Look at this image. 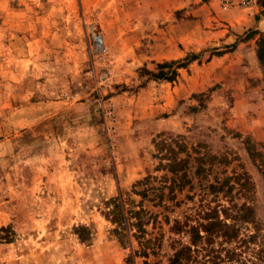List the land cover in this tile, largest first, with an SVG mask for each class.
<instances>
[{
    "label": "rangeland",
    "instance_id": "rangeland-1",
    "mask_svg": "<svg viewBox=\"0 0 264 264\" xmlns=\"http://www.w3.org/2000/svg\"><path fill=\"white\" fill-rule=\"evenodd\" d=\"M160 138L191 154L173 199ZM117 201L152 215L157 257L132 226L120 241ZM242 203L254 220L213 239L218 264H264V0H0V264H168L188 240L168 218Z\"/></svg>",
    "mask_w": 264,
    "mask_h": 264
},
{
    "label": "trees",
    "instance_id": "trees-1",
    "mask_svg": "<svg viewBox=\"0 0 264 264\" xmlns=\"http://www.w3.org/2000/svg\"><path fill=\"white\" fill-rule=\"evenodd\" d=\"M196 58V55H193L187 57V60ZM175 64L177 66L172 70L171 68ZM186 65V61L180 60L164 62L159 65L160 70L154 73L153 76L155 79L173 80L178 74L177 68ZM155 148V156L160 160L158 169L171 173L170 177L165 174L164 182H169L166 187L169 188L168 194H171V199H173L175 198L176 189L182 190L188 182H191L186 170L191 154L188 152L185 143L180 140L156 139ZM181 153H186V156L182 157ZM207 156L211 158L212 154L198 152L196 156V160L199 162L197 170H203L202 163L207 161ZM150 178L149 175L138 183L148 184ZM147 184L141 190L136 191L143 199L150 197V190ZM209 187L212 188V184ZM162 188H165V186H162ZM161 192L159 201L162 202L164 190ZM235 207L237 210L232 213H230L231 209L229 208L223 209L224 218H221L219 210L217 211L211 207L204 209V211L200 210L195 215L187 214L183 218L175 217L172 220L168 218L167 222L170 224L169 231L171 234L188 236V240L185 242L180 237H169V245L173 248V253L168 258V264H218L219 260L217 258H220V256L216 254V250L212 247L213 239L221 236L232 241L238 236L239 228L236 226L238 221L253 222L254 220V209L252 206L242 203L240 206L236 204ZM151 217L152 215L148 216V211L143 206H139L138 209L130 208L125 210L124 203L118 201L115 203L111 215V220L117 225L115 232L119 236L120 241H123L124 230L128 229L129 226L136 229L134 237L138 240L140 249L135 251V255L143 256L146 259L151 255L157 257L163 246V239L160 237H146L148 234L146 227L150 223ZM131 219H134V221L131 222ZM78 234L83 241L88 240L90 236L88 231H86V227H80ZM228 252L230 253L228 258L234 260L237 255L236 249L233 251L229 249ZM153 264H159V261H155Z\"/></svg>",
    "mask_w": 264,
    "mask_h": 264
}]
</instances>
